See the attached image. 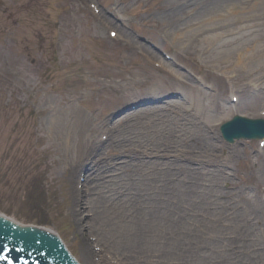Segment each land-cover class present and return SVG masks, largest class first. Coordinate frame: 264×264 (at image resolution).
Instances as JSON below:
<instances>
[{"label": "rangeland", "instance_id": "obj_1", "mask_svg": "<svg viewBox=\"0 0 264 264\" xmlns=\"http://www.w3.org/2000/svg\"><path fill=\"white\" fill-rule=\"evenodd\" d=\"M218 2L207 1V10L221 15L206 31L227 43L208 52L196 41L182 50L166 39L176 24L199 20L202 3L192 6L191 19V13L175 16L170 0H0V212L50 228L80 264H186L141 239L127 240L129 247L116 241L127 236L120 224L125 218L110 201L121 197L103 200L110 218L98 224L103 217L91 204L98 200L90 176L108 166L100 168V182L117 188L109 180L125 165L124 174L138 180L130 195L138 201L126 208H136L143 222L148 217L139 209L169 207L190 219V237L199 232L207 242L196 248L212 254L202 264L219 263V251L224 264H264V146L256 138L225 141L220 130L236 114L264 116V5L226 18L228 1ZM237 16L246 20L232 22ZM118 30L122 34L110 37ZM246 46L255 51L240 57L236 49ZM222 50L231 54L230 68L239 66L236 72L224 73V59L213 58ZM192 89L193 104L183 93ZM202 141L206 147H199ZM190 153L196 156L185 157ZM195 167L202 169L196 189L197 180L185 179L195 178ZM212 170L220 180L214 185L204 175ZM167 180L193 189L168 191L172 201H166L160 186ZM223 190L225 224L212 227L217 214H200L197 222L191 212H179L200 195L225 199L214 194ZM143 193L155 199L145 201ZM147 233L138 235L152 242Z\"/></svg>", "mask_w": 264, "mask_h": 264}, {"label": "bare ground", "instance_id": "obj_2", "mask_svg": "<svg viewBox=\"0 0 264 264\" xmlns=\"http://www.w3.org/2000/svg\"><path fill=\"white\" fill-rule=\"evenodd\" d=\"M207 1L208 0H170V3L174 4V6H176L178 8V11L174 12L175 16H182V15H186V14L191 13L192 14V15H190L191 19L195 18L196 12H193V11H195V9L198 6H200L197 4L198 3L203 4V8L201 9V10H203L202 16H200L199 20L196 21V19H195L193 21H190L192 23L191 24L187 19L186 21H184V23L176 24V26H174V30L170 34L169 33L166 34L167 35L166 39L171 45L175 44L177 47H179L180 49L183 50V48L186 49L188 47V44H190V45L195 44V41H196L197 44L200 43V44L205 45L206 48L204 47L202 50L203 51L206 50L208 52H210L212 50V48H214V46L218 47L219 44H220V47L225 46V43H227V41L220 40L218 33L213 32V33L208 34L207 33L208 31H206V30H209L208 24L211 23L210 21L217 19L218 16L221 15L220 12H217V13L209 12L207 10V8H209L211 5L209 3H207ZM226 1H228V2H226L227 5H224L222 7L224 9V12H227V14L225 16L226 18L235 17L234 13L243 12V10H245V8H248L250 10L252 8H255L256 5L257 6L258 5L259 6L264 5V0H238V1L226 0ZM222 2H221V0H219L218 4H220ZM195 5L197 7H192ZM243 17L238 18V16H237L236 19L233 20L232 22L236 23L237 20L239 21V23L242 21H245L246 19L242 20ZM188 23H190V25ZM163 25H164V23L159 24L158 26L163 27ZM239 31L240 30H238V32ZM120 33H121V30H118V33L116 32L115 37L118 36ZM235 33H236V31L232 32V34H235ZM247 49H248L247 46L243 47V48L238 47L236 49V51L240 54V57L245 55L248 51H251V50L255 51L254 48H252L250 50H247ZM212 55L213 54H211V56ZM230 55L231 54L227 50H222L221 56H219V54L213 55V58L224 59V61H225L224 73L228 72L229 70H231L232 72L233 71L236 72L237 68L239 67L238 65H236L234 68H230L231 65L228 66ZM153 60H154L153 57L148 56L147 61L150 62ZM190 92L183 91L184 94H188L187 98L191 101V104H193L194 99L198 98V96L196 95L194 89H192V91H190ZM211 103L213 104V102L210 98V104ZM144 106H151V104H146ZM215 106H217V105H215ZM231 107H234V106L231 105ZM196 108L199 109L198 106H196ZM216 108L220 109V107H216ZM222 113L223 112L221 110L219 115L222 116ZM226 114L227 113L225 110L224 115H226ZM235 127L237 128V125H235ZM110 132H112V131H110ZM118 139H119V137H118ZM260 139H262V138H260ZM201 146H202V148L206 147V145H204V141H202V143H200L199 147H201ZM78 147H81V144H79ZM120 147H122V145L117 146V148H118L117 150H119V152H121ZM235 150H236V148H235ZM129 151H130V148H129ZM173 155H174L173 156L174 159L180 158V154H173ZM192 155H194V154L190 153V154L185 155V157H188V159H191V158H193ZM194 156H196V155H194ZM195 160H197V159H195ZM202 161H204V160H202ZM98 163H99V161L96 162V164H98ZM117 164H119V163H117ZM172 166H174V168L179 169V167H177L176 164H172ZM107 167L108 166H103L101 169L104 168L105 170H107L106 169ZM100 168H97L96 173L97 172L99 173L101 171ZM69 169L71 170V168H69ZM98 169H99V171H98ZM190 169L192 170V168H190ZM195 169H196L195 178H191L192 177L191 174H189L188 177L185 178V179L197 180L196 184L191 185L192 187L194 186V188H195V186H197V185L199 186V184H202V181H201L202 176L200 173L202 171V169L198 168V167H195ZM72 170L73 171H72L70 177H73L72 176L73 173L75 171L79 170L78 164L74 165V168ZM116 170H119L118 174H116V176L115 175L113 176L112 174H110L111 176H113V178H111L109 181H111L112 183H115L117 188H115L113 184L112 185L111 184H109V185L103 184L102 181L104 179L100 182V180L102 179V175L100 173L99 174L94 173L90 176L94 180H96V182L92 186H90V189L94 192V195H97V196L93 197V199L98 200V201H92L91 204H93L95 206L96 212L102 211L101 215H102L103 219H101V218H100V220L98 219L99 225H107L108 220L110 218V215L108 213L105 214L103 212V211H106L107 208H109L107 206V203L103 200H105L108 197H113V198L115 197V199L118 197H121L120 198V199H122L121 201H119V200L110 201V202H112L110 207H114V209H117L115 211V213L118 214L119 216L122 215L123 218H125V220H123V224L121 223L122 221L120 222V224H121V226H124L122 229L125 230V234L127 236H125V235L122 236L120 234V236L118 238H116V241H119V244L121 242L120 239H123V240H125L124 245L126 246V244H127V247H129L127 240L138 243V241L141 239L143 241V243H145V244L151 243V244H153L152 246H155L159 250L164 251L163 252L164 256L165 255L170 256L168 254H172V256L175 255L177 257V260L181 261V259H184L185 260L184 263H186V264H202L203 262H205V260H207V261L210 260L209 258H211V256H210V255H212L211 253H210V255L206 254V252L200 253V251H198L196 249V248H204V247H206V244H207V242L202 239V236L200 235V233L198 232L196 234L197 236L191 235V237H190L189 231H190V229H192L191 225H189V223H188L190 221V219L185 218L183 216L176 215L175 210L170 209L169 207H166V210L163 213L155 212L151 208H146V209L144 208V209H139L144 215H146L148 217L147 220L145 222H143L142 218L139 219V217H140L139 213L140 212H138L136 208L131 207L130 209H127L126 207L130 206V204H128V202H132L135 200H136V202L138 201V199L136 197L134 198V196H133V198H130V195L133 194L131 191H132V188H134V187H132V186L134 183H137L138 180H135L134 173H129L126 175L124 174V171H128L126 169L125 165H118V168ZM217 172H218L217 170H212L208 174L204 173V175L210 176V177L207 176L206 180H210V183H212L213 185L216 184L218 181H220V180L216 179V177H218V175H219V173H217ZM127 175H129V178L126 177ZM76 177H78V173H77ZM181 182L182 183L185 182L184 179H182ZM138 187H141V185H138ZM179 187H180L179 184L171 183V181L167 180L166 186L165 187L160 186V189L165 192L164 194L166 195L165 196L166 201H172V197H170L171 195L168 193V191L172 192V190L176 189L177 191L181 192V191H184L187 189H193V188H190V186L186 187V189H179ZM103 188H107V190L103 189ZM70 191H71V194L77 195V190L75 189V187H71ZM162 191H160V192H162ZM106 192H110V193L109 194L107 193L108 195H106ZM184 193H186V192H184ZM214 194L223 195L225 199H221V200L216 201V200H212V199L202 198L200 195V197H198V199H192V200L186 202V203H189L190 209L186 208L185 211H184V209H181L179 212L183 211L184 214L187 211L191 212L190 215L196 216L195 219L197 220V222L202 220V218H200V217L206 216V217L210 218V216H215L217 214L218 219L215 222H213L214 224H212V227L215 226V224H225V222L229 221V220H227L228 216H225L222 214V211L226 208V201H227L226 199H227L228 194H226V191H224V190L220 191L219 193L215 192ZM139 196H143V197L145 196L147 199L145 201H151L149 199H152V200L155 199V197L153 195L150 196L148 193L139 194ZM74 202H76V205H77V199ZM101 203H104V205H101ZM210 205H214V207H215L212 211L210 210ZM90 209H91V206H90ZM99 209H100V211H99ZM197 210H200V212H205V213H199ZM91 211H92V209H91ZM132 213H134V215H132ZM136 213H138V215H136ZM127 214H129V215H127ZM200 214H201V216H200ZM221 220H222V222H220ZM114 229H116V228H114ZM148 231H150L152 233V234L147 233V235H148V237H153L152 240L154 241V243H153V241L151 242V240L143 238L146 236L138 235L139 233L140 234L141 233L146 234V232H148ZM117 232H119V231L117 230ZM136 234H137V236H136ZM128 237H134V238H128ZM99 239L101 241H103L102 238H99ZM111 239L114 242V239L113 238H111ZM220 244H222L221 241L218 242V247L221 246ZM220 253H221L220 251H219V253L217 252V256L219 255V259H218L219 263H217V264H224L223 261L221 260V259H223V257H221L223 255V253H221V255H220Z\"/></svg>", "mask_w": 264, "mask_h": 264}, {"label": "water", "instance_id": "obj_3", "mask_svg": "<svg viewBox=\"0 0 264 264\" xmlns=\"http://www.w3.org/2000/svg\"><path fill=\"white\" fill-rule=\"evenodd\" d=\"M234 124L237 125V128ZM227 129H238V131L228 133ZM221 130L224 134V138L227 140H232L234 137L242 136H262L264 131L261 130H264V123L261 120H250L241 117H235L232 119V121L224 123L221 126ZM9 228L13 227H8V224L0 220V259H2L4 252L2 239L5 241V239H7L5 235H8L11 236L12 243H19L23 248L21 251L22 253H17L16 257H14V260L16 261L18 259H20V261H25L28 259L27 255H30V258L35 259V257H37L35 260L38 261V264H76L69 253L64 250L56 237L36 230L33 232H27L22 230L16 231V229L10 230ZM44 228L47 231H51V229L48 227ZM9 254L6 253L5 257L9 256Z\"/></svg>", "mask_w": 264, "mask_h": 264}]
</instances>
